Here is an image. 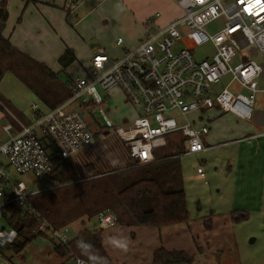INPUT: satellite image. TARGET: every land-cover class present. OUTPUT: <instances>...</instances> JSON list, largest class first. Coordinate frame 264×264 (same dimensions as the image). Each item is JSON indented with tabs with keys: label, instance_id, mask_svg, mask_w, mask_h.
I'll return each instance as SVG.
<instances>
[{
	"label": "rangeland",
	"instance_id": "374dc122",
	"mask_svg": "<svg viewBox=\"0 0 264 264\" xmlns=\"http://www.w3.org/2000/svg\"><path fill=\"white\" fill-rule=\"evenodd\" d=\"M42 1L46 3L37 5L33 1L7 0L6 28L19 33L21 38H25L26 34L31 36L30 40L26 38L27 44L38 60L55 71L60 70L57 58L62 52L61 45L69 38H84L82 33L86 40L105 38L108 41L106 53L111 57L121 55L114 40L117 36H126L121 21L126 17L117 0H83L79 9H71V12L64 4L65 0ZM123 4L130 12L146 17L154 16L156 12L173 14L178 11L171 0H123ZM93 7L111 15V29L103 28L101 18L91 13ZM90 9L89 15L82 17ZM216 24L209 25L207 30L214 32ZM47 28L49 31L45 30ZM209 49V45L197 47L195 55L203 57ZM13 51L14 54L5 55L0 51V65L14 64L0 78V99L7 111L28 119L32 116L33 103L41 109L45 106L34 93L35 87L41 88L46 84L49 96L53 98L54 92L67 90L70 78L83 75V65L87 63L85 59L73 62L61 70L58 81H52L40 66H25L19 58V51ZM241 55H246V52ZM107 95L110 108L107 115L113 127L97 132L90 145L72 155L80 179L57 183L50 174L37 178L31 172H17L8 166L7 171L13 180H20L29 189L37 190L29 198L31 204L50 221H58V227H66L69 236H74L84 227L89 228L97 210L110 206L119 217L114 230L117 234L111 236L113 238L108 247L112 264H152L149 248L155 242L183 249L193 256L190 264H218L219 254L227 262L232 260L235 264H264V145H256L253 149L251 142L236 141L247 133L256 132L255 125L259 121L237 120L217 111L215 115L213 111L212 119L201 122L209 127L203 138L212 147L193 154L178 153L172 148L180 137L176 132L167 137L168 142L164 146L157 148L165 154L162 160L150 165H133L134 160L128 156L127 143L118 137L114 127L131 120L138 108L132 107L117 87L110 89ZM262 96L264 94L257 93L255 110L264 115L261 110L264 109ZM172 115L183 121L192 113L184 117L173 111ZM2 124L0 121V134ZM96 125L93 124V127ZM248 156L250 162L245 158ZM90 163L93 165L87 167ZM197 167L203 171L202 176L197 173ZM147 171L165 189H184L187 223L164 227L160 234L152 227L126 225L130 216L116 193L146 175ZM107 232L103 231L104 236ZM196 246L200 255L194 258L191 251ZM0 252L5 253L11 264H57L60 258L53 251V242L42 236L32 239L19 253L13 251L11 244L0 246ZM220 260L222 262V258Z\"/></svg>",
	"mask_w": 264,
	"mask_h": 264
},
{
	"label": "built area",
	"instance_id": "2783aa9c",
	"mask_svg": "<svg viewBox=\"0 0 264 264\" xmlns=\"http://www.w3.org/2000/svg\"><path fill=\"white\" fill-rule=\"evenodd\" d=\"M76 1L68 0L67 9ZM173 2L182 10L181 16L162 26L146 27L137 43L125 46L118 57L94 51L86 74L72 78L65 100L44 111L33 103L32 121H16L15 132L11 123L4 125L8 137L0 140V246L17 237L16 229L1 223L9 204L34 215L37 228L59 243L70 240L66 227L51 224L29 201L37 190L13 180L7 168L41 178L53 170L51 151L69 157L90 145L101 128L113 127L107 115L110 89L119 88L128 103L138 108L131 120L114 128L127 143L129 156L140 163L152 160L153 149L176 132L184 137L185 154L212 147L203 138L208 125L198 122L199 117H185L188 113L217 109L237 119L252 118L257 93L264 94V0ZM158 15L151 16L149 24ZM215 22V31L209 32L207 27ZM123 42L121 36L115 40L116 45ZM204 45H209V52L197 57L195 49ZM173 111L184 120L178 121ZM51 141L53 150L46 148ZM196 171L203 174L200 167ZM116 221V215L105 209L93 227L104 229ZM63 259L57 264H65ZM69 260L88 264L78 256L69 255ZM0 264H11L5 253L0 252Z\"/></svg>",
	"mask_w": 264,
	"mask_h": 264
},
{
	"label": "trees",
	"instance_id": "16d2710c",
	"mask_svg": "<svg viewBox=\"0 0 264 264\" xmlns=\"http://www.w3.org/2000/svg\"><path fill=\"white\" fill-rule=\"evenodd\" d=\"M7 15L8 11L6 8V0H0V51L2 54L5 55L6 53H13V50H17L19 51V58L25 63V66L37 64L41 67L50 80L58 81L61 70H64L76 60L73 49L69 46H64L62 52L59 54L57 62L60 66V70L55 71L49 68L46 64L35 60L27 53L16 48L10 43L7 37L3 36L2 30L4 29ZM67 16H69V12ZM29 59L32 60L29 61ZM7 64V66H2V64L0 65V78L7 68L14 65L13 62H9ZM89 65L90 62L86 65H83V75L86 74L87 67ZM71 81L72 78L68 80L67 85L70 86ZM49 91V86L43 84L41 88L35 87L34 93L52 107L56 106V104L63 101L66 96L69 95L68 88V92L67 90L62 92H54L53 98L49 99L51 98L49 96ZM54 97H56L55 101ZM0 111L5 113V118L8 117L1 99ZM15 117L18 120L22 118L21 116ZM8 119L11 118L8 117ZM102 129L105 128H101L99 131H102ZM44 138L45 137L42 139L44 140ZM167 142L168 138L166 143ZM177 142L178 143L172 148L177 149L176 152L182 153L184 151V137L180 135ZM46 148L53 150V142L51 141L46 144ZM153 150V159L146 163H140L138 160H135L131 157L134 160L133 165H150L151 163L162 160L165 157V154L160 153L157 148H154ZM51 152L52 163L54 166L53 170L50 172V177L52 180H55L57 183H66L76 181L81 178L79 177L80 174L77 172L76 164L72 156L61 157L60 155H57L55 151ZM92 165L93 164L90 163L86 166L91 167ZM116 195L130 216V221L126 222V225L150 226L161 229L163 227H168L179 223H187L188 221L184 189L177 188L168 190L163 188L160 181L155 176H151L149 171H147L146 175L141 176L133 180L128 185L120 188ZM105 209L112 211L117 217L116 222L119 221L117 213H115L110 206H103L99 208L97 212L100 210L103 211ZM42 216L51 224L58 226V221H50L43 214ZM235 218L238 219L239 217ZM1 222L6 226L16 229L17 231V237L12 243H10L15 253L21 252L32 239L36 238L37 236H42L48 239L50 242H53V251L58 257H65V259H63L65 264H73V262L69 260V255L81 257L88 264H112L110 257L102 245V228L84 227L83 229H80L74 236H71L70 240L66 244H62L51 238L47 232L38 229L34 215L23 212L16 204H9L5 207L2 213ZM191 259L192 257L182 249H166L164 247H159L153 252L151 263L190 264Z\"/></svg>",
	"mask_w": 264,
	"mask_h": 264
},
{
	"label": "crops",
	"instance_id": "0c3cea01",
	"mask_svg": "<svg viewBox=\"0 0 264 264\" xmlns=\"http://www.w3.org/2000/svg\"><path fill=\"white\" fill-rule=\"evenodd\" d=\"M26 1H33V4H37V5H40V4H45L46 2L42 1V0H26ZM68 0H65L64 1V4L66 6V3H67ZM118 1V2H117ZM116 3L120 5V7H122V10L123 12L125 13V17L126 19L125 20H121L123 23H124V29L126 31V36L123 38V43L121 45H116L120 48V53H122V51L124 50L125 46H132V45H135L137 43V41L142 37V35L144 34V31H145V28L148 27V26H162V25H165L167 22H169L171 19L173 18H177L179 16H181L182 14V10L178 7V11H176L175 13L173 14H169V13H164V14H161L159 13L158 16L154 17L153 21L151 22V24H149L150 22V19L149 17L150 16H143L142 14H135L133 9H131L133 12H130L128 7L126 5L123 4V0H117ZM173 2V0H171ZM83 0H77L74 7L72 9H76L78 10L80 5L82 4ZM174 3V2H173ZM6 8H7V0H6ZM92 9V8H91ZM91 9L86 12L82 17H86L89 15V12L91 11ZM8 11V10H7ZM69 12H71V9H68ZM91 13H94L96 15H98L100 18H101V24L103 26V28H112V17L111 15H105L103 13H101V10H98L96 7H93ZM70 14V13H69ZM7 18H8V15H7ZM51 20V19H50ZM81 20V19H80ZM79 20L76 22L78 23ZM6 23H7V19L5 21V26H4V29L2 30V34L4 37H7L10 41V43L12 45H14L16 48H18L19 50L27 53L30 57L34 58L35 60L39 61V62H42L40 60L37 59V57L33 54V52L30 50V47L29 45L27 44V41L30 40V38H32L31 36H29L28 34H26V37L25 38H21L20 34L17 33V32H14L12 30H8L6 28ZM46 31H49L48 28L45 29ZM48 33V32H47ZM143 33V34H142ZM84 38H81V39H68L67 43H64L63 46L61 45V48L63 50L64 46H69L73 49L74 51V54H75V57H76V60L74 62H79L80 59H85L87 60V63L88 64L90 62V59L92 57V54L94 53V51H97V50H102L106 53L107 49H108V41L104 39H98V40H86L85 38H87L86 36H84V34L82 33L81 34ZM28 40H27V39ZM116 39V38H115ZM114 43H115V40H114ZM59 49V50H60ZM32 55V56H31ZM43 64H45L44 62H42ZM58 63V62H57ZM72 64V63H71ZM47 65V64H46ZM59 65V64H58ZM48 66V65H47ZM49 68L52 69V67L48 66ZM60 68V66H59ZM59 80V79H58ZM69 85H67V92H68V87ZM38 98H40L39 96H37ZM67 98V96H66ZM65 98V99H66ZM49 99H52L49 98ZM64 99V98H63ZM62 99V100H63ZM64 99V100H65ZM42 100V99H41ZM56 100V97H54V101ZM43 101V100H42ZM45 106H44V109H41L39 107L40 110H47L48 108L52 107V106H49V104L45 101H43ZM62 102V101H61ZM60 102V103H61ZM261 103L264 104V96H262V100H261ZM59 104V103H58ZM56 104V105H58ZM264 106V105H262ZM262 112H264V109H261ZM213 111H217L219 112L217 109H208V110H205L201 113H198V112H194L192 113V118L193 117H199L198 118V122H205L204 120H207L209 121L210 119H212L213 117L211 116V112H212V115H213ZM5 112L7 113V116L11 119H8V117L5 118V113L0 111V121L3 122V124L1 125V130H2V134H0V140H5L7 139V133H5L3 127L6 123H11L12 124V131L15 132L19 129V126L17 124L16 121H20L22 123H26L28 124L29 122L32 121V116L30 117V119L28 118H25V116H23V118H19L20 120H18L11 112L7 111L5 109ZM217 112L215 115H217ZM224 114H227V115H230L231 117L233 116L234 118H236L234 115L230 114V113H224ZM219 115V114H218ZM237 119V118H236ZM251 119H255V121H259V124H256L255 125V129H256V132H253V133H247L246 135H253L251 139H244V140H240V141H237V142H241L243 143L244 141H247V142H251L254 144L253 146V149L256 148V145H264V115L261 114V112H259L258 109L255 110V107H254V111H253V115H252V118ZM251 119H248V120H251ZM259 119H262V120H259ZM237 120H241V119H237ZM248 120H243V121H248ZM205 141V139H204ZM184 143V146H185V141L183 142ZM206 143V142H205ZM207 144V143H206ZM163 146V145H161ZM160 147V146H158ZM156 147V148H158ZM154 152V150H153ZM202 152V151H201ZM154 154V153H153ZM246 160L248 159L249 162H250V156L248 157H245ZM198 173V172H197ZM200 174V173H198ZM203 174H200V176H202ZM101 211V210H100ZM98 211L96 213V216H95V220L91 223V225H89L90 227H93L95 224H96V217L98 215V213L100 212ZM2 223V222H1ZM3 224V223H2ZM4 225V224H3ZM118 225V222H116L114 225L110 226V227H107V228H104L102 230V245H103V248L104 250L106 251V253L108 254V256L110 257V254H109V243L111 242V239L113 237L116 236L117 232L114 231L116 230V227ZM136 226V225H135ZM145 227H150V226H145ZM152 228H155V227H152ZM164 228V227H163ZM113 229V230H112ZM156 231L158 232V234H160V230L162 229H157L155 228ZM123 230V229H121ZM103 231H108L106 233V236H104V233ZM115 234V235H114ZM112 235H114L113 237H111ZM192 240L194 241L195 239L193 238L192 236ZM195 243V242H194ZM159 247H164L166 249H176V248H173L171 245H167L165 243L161 244L160 242H155L154 244L151 245V247L149 248V254L150 257L152 258V254L153 252L159 248ZM183 250V249H182ZM191 254L194 255V258H197L198 255H200L199 252H197V246L196 248L191 251ZM58 257V256H57ZM193 257V256H192ZM224 256H222V254H219V263L218 264H235L232 260L231 262H227V260L223 259ZM222 258V262H221V259ZM111 259V258H110ZM61 260V258H59V261ZM58 261V262H59ZM112 261V260H111ZM114 264V263H113Z\"/></svg>",
	"mask_w": 264,
	"mask_h": 264
}]
</instances>
